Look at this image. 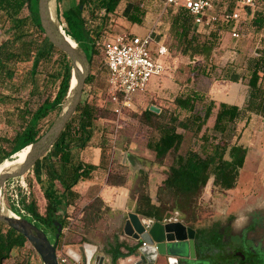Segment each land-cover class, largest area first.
Segmentation results:
<instances>
[{
    "label": "trees",
    "instance_id": "1",
    "mask_svg": "<svg viewBox=\"0 0 264 264\" xmlns=\"http://www.w3.org/2000/svg\"><path fill=\"white\" fill-rule=\"evenodd\" d=\"M63 1L57 0L59 18L67 36L87 53L93 68L96 58H102L104 64V52L98 43L105 37L114 35L106 31L105 26L110 17L121 8L123 0H77L62 10L60 6L62 7ZM165 1L161 15L163 18L160 24L156 25L157 39L168 47L166 35L171 34L175 42L173 48L182 56L192 58L194 61L200 59L209 61L216 49L217 32L224 29L231 35L232 28L220 21L208 28L198 27L186 8L166 7ZM211 1L215 5V14L217 7L222 8V13L225 11L233 13L237 10L236 3L231 1ZM127 4L125 10L128 22L144 25L149 15L148 4L142 0L135 4L131 2ZM261 4L264 6V2L259 1L256 8L246 9L247 16L241 17L240 33L245 22L243 19L251 18V25L258 30L264 28V11L260 10ZM84 9L87 10V16H84ZM93 22L96 23L94 28L90 25ZM8 32L12 34L10 37L3 34ZM0 37H4L0 39V103L10 100V96H15L19 78L18 66L32 63L31 87L26 97L19 101L21 104L16 109L18 130L13 137L4 139L0 145L2 165L35 143L50 129L52 125L44 132L42 124L51 114L55 112L59 114L61 111L70 91L73 67L69 57L54 47L46 37L40 24L39 0H0ZM168 48L171 53L170 47ZM54 54L59 55L56 61L58 68L42 80L40 68L43 64L51 62ZM105 71L107 85L106 67ZM201 71L205 76L209 75L206 67ZM96 81L97 78L93 74L86 85H94ZM263 81L264 52L249 61L247 82L249 91L243 107L228 103H220L217 106L216 103H211V107L207 108L203 116L199 105L204 104L205 96L197 91H191L176 98L178 112L170 114L166 123L161 122L165 115H158V111L154 109H148L143 113L145 120L159 132L158 139L151 140L148 148L155 154L156 163L162 165L169 154H178L181 151L184 142V133L181 131L193 132L199 136L207 124L212 109H217L213 126L214 136L208 134L201 136L204 141L202 152L189 151L184 156L177 155L167 178L158 189L157 203L153 202L149 194H141L136 202V214L161 222L176 213L190 218L192 215L195 216V204L211 179L215 187L225 191L236 187L240 170L246 162L248 149L232 143L233 138L229 136V132L239 121H245L248 125L252 115L264 118ZM6 92H10L9 95ZM85 93L84 91V95ZM95 94L97 95V90ZM101 119H104L101 109L89 99L83 100L60 139L32 169L47 200L45 213L41 214L36 201L31 200L32 192L28 187L30 195L21 194L20 205L32 217H23L20 212L18 216L49 233L56 232V222H60L63 228L70 224L67 213H63L61 207L64 206L65 209L76 207L82 199L76 187L83 181L93 180L97 170L107 169L104 148L101 147L99 166L86 163L81 156L90 146L97 131L96 124ZM153 120L158 121L156 126ZM142 175L145 176L143 188L147 189L148 176L145 172ZM109 185L123 188L125 181L111 182ZM92 208L94 204L85 207V215L88 211L94 210ZM169 211H172V215L166 216ZM2 226L6 227L4 224ZM7 229L8 234L0 233V261L9 258L13 248L23 249L29 243L24 236L13 229ZM62 237L63 235L58 240V245H61ZM122 249H126L128 253H123ZM135 250L136 246L131 247L117 238L115 245L109 250L112 264L130 257Z\"/></svg>",
    "mask_w": 264,
    "mask_h": 264
},
{
    "label": "rangeland",
    "instance_id": "2",
    "mask_svg": "<svg viewBox=\"0 0 264 264\" xmlns=\"http://www.w3.org/2000/svg\"><path fill=\"white\" fill-rule=\"evenodd\" d=\"M77 0H64L62 10L72 5ZM141 0H123L118 12L110 17L105 26L106 31L112 34L121 32H130L139 37H145L154 25H159L163 18L164 0H142L149 6L148 18L144 25H135L128 22L126 18V7L128 2L135 4ZM260 5V10L264 11V6ZM85 10V9H84ZM222 8H216V14L221 16ZM248 10L243 9L241 14L246 17ZM87 16V10L84 11ZM244 25L241 30V38L234 40L230 32L221 29L217 32L216 49L209 61L193 60L192 58L182 56L173 48L175 42L171 34H167L166 43L170 47L172 57L170 59V68L161 78H154L149 90L138 97L131 108L126 109L121 117L112 112L113 105L107 94L106 71L102 58L95 59V66L92 67L91 75L97 78L94 85H86L83 100L89 99L91 103L96 104L101 109V115L104 119L97 122V131L94 139L93 148L89 154L88 161L95 162L101 157V147L104 148L106 170L100 171L99 182L125 181V188L130 190L129 210L125 212L113 211L110 207L108 196H100V186H93L86 196H82L78 205L70 208V212H63L65 207H61L63 213H67L70 229L63 234L61 245L57 247V255L60 258H67L70 264H85V255L80 253L82 259L80 262L72 260L68 256V251L74 250L80 252L83 245L88 244L96 249L95 257L91 264H95L97 257H104V264H112L109 250L115 245L116 239L125 242L130 246L135 242L126 236H123L127 215L136 209L137 199L141 194L150 195L154 203L158 201V189L167 178L170 167L173 165L177 155H186L189 151L201 153L203 139L201 136L208 134L214 136L213 126L215 123L217 109L213 108L209 115L207 124L203 132L197 136L193 132H183L184 142L181 151L178 154L171 153L167 156L164 163H156L155 154L149 150L148 143L158 139L159 132L153 128L143 117V113L148 109H156L158 115H165L161 122L166 123L170 114L176 113L177 107L175 100L177 97L191 91H197L205 96L204 104L199 105L202 115L206 114L207 108L211 103L218 106L223 101L233 99L237 94L239 100H235L240 107H243L248 97V75L249 61L252 58L259 57L264 52V28L258 30L251 25V18L243 19ZM98 23V21H96ZM93 28L96 23L90 24ZM10 37V32L3 33ZM4 39V37H0ZM59 55L54 54L52 61L45 63L40 68L42 80L44 77L54 72L58 68ZM206 67L209 73L205 76L202 69ZM31 69L32 63L18 66L17 91L15 96H10V100L0 103V145L4 139L13 137L18 130L16 118V109L21 104L23 97H26L28 89L31 87ZM89 76V77H90ZM230 79V80H229ZM41 82V80L39 79ZM264 86V81H263ZM97 90V95L95 94ZM10 92H6L9 95ZM230 103V102H229ZM57 112L50 115L42 124L44 132L54 123ZM154 125L158 121L153 120ZM232 143L242 145L248 149V154L244 167L240 170V176L236 187L233 190L225 191L213 185V179L210 180L208 187L204 190L201 197L195 204V216L190 218L180 214V220L186 222H195L198 225L206 221L227 217L230 213H235L247 205H264V118L252 115L250 123L246 125L245 121H239L229 132ZM240 137V139H237ZM99 150H98V149ZM228 158V156L226 157ZM148 176V188L144 189L142 185L145 176ZM30 188L32 192L31 200H35L38 210L41 214L46 211L47 200L43 191L38 185L32 172L18 181V190L22 189L19 185L22 182ZM104 187V186H103ZM26 195V194H25ZM85 198L88 201H85ZM8 207V201L5 199ZM94 204V210L88 211L85 215V207ZM67 211V210H66ZM97 213V214H96ZM172 215V211L167 215ZM175 216V214H173ZM142 217V216H141ZM6 231V227H3ZM53 235V233H50ZM54 243V237L50 236ZM127 253L126 250H122ZM43 264L40 256L30 243L23 249H18L13 253L7 264ZM118 264H127L119 261Z\"/></svg>",
    "mask_w": 264,
    "mask_h": 264
},
{
    "label": "water",
    "instance_id": "3",
    "mask_svg": "<svg viewBox=\"0 0 264 264\" xmlns=\"http://www.w3.org/2000/svg\"><path fill=\"white\" fill-rule=\"evenodd\" d=\"M39 17L46 37L54 47L65 53L71 60L72 82L61 111L50 129L27 147L29 153L23 162L1 171L0 222L24 236L38 253L43 264H59L57 247L63 230L61 223L55 224L56 241L52 244L45 231L7 208L4 196L7 183L28 175L37 162L43 159L60 139L83 101L84 89L92 70L87 53L77 43L73 44L71 38L67 36L59 18L57 0H39ZM125 193L127 195V192ZM125 197L121 198V209H125ZM122 235L131 238L135 242L133 246H136L135 252L130 257L119 260L122 262L127 260V264H181L196 259L195 231L187 228L179 217L165 218L161 222L130 212ZM86 246L89 245H83L77 254L81 261L80 253H84L85 264H91L92 262L87 260L85 254ZM126 252L128 253L127 250ZM104 261V257H97L95 264H104Z\"/></svg>",
    "mask_w": 264,
    "mask_h": 264
},
{
    "label": "built area",
    "instance_id": "4",
    "mask_svg": "<svg viewBox=\"0 0 264 264\" xmlns=\"http://www.w3.org/2000/svg\"><path fill=\"white\" fill-rule=\"evenodd\" d=\"M227 1L236 3L237 10L233 13L225 11L221 16L214 13L215 5L211 0H166L165 6L186 8L194 17L198 27L208 28L217 21L229 25L232 28V38L239 40L242 10L256 8L258 2H264V0ZM156 33L157 26L155 25L145 37L125 31L105 37L98 43L103 49L104 65L108 70L107 94L113 105L112 111L118 117H121L126 109L132 107L135 97L149 89L154 78H161L170 68L171 53L169 48L157 39ZM20 179L14 181L18 183ZM14 181L7 183L10 200L21 211V214L25 215L20 205V195L29 196L30 192L24 181L19 185L22 188L19 190L17 189L18 184H12ZM175 217L178 216L175 214ZM69 229L70 226H66L63 233L66 234ZM68 256L75 261L69 253ZM58 260L59 264H70L67 258L58 256Z\"/></svg>",
    "mask_w": 264,
    "mask_h": 264
},
{
    "label": "flooded vegetation",
    "instance_id": "5",
    "mask_svg": "<svg viewBox=\"0 0 264 264\" xmlns=\"http://www.w3.org/2000/svg\"><path fill=\"white\" fill-rule=\"evenodd\" d=\"M15 183L16 181L12 182V184ZM9 195L10 191L7 184L5 199L8 201L9 209L18 215L21 211L14 206ZM22 216L32 217L26 212ZM182 222L187 228L195 231L196 259L181 264H264V205H256L255 207L247 205L235 213H230L227 217L206 221L202 225L184 220ZM2 224L0 222V233L8 234L9 230L4 231ZM65 228L66 226L61 235L64 234ZM45 233L49 239L50 236H53L56 241V232L53 235H50L52 232ZM17 250L18 248H13L10 257L1 260L0 264H7ZM69 252L72 257L76 253L71 249Z\"/></svg>",
    "mask_w": 264,
    "mask_h": 264
},
{
    "label": "crops",
    "instance_id": "6",
    "mask_svg": "<svg viewBox=\"0 0 264 264\" xmlns=\"http://www.w3.org/2000/svg\"><path fill=\"white\" fill-rule=\"evenodd\" d=\"M152 84V83H151ZM142 95V94H141ZM141 95H138L137 97H135V100L140 97ZM239 95L237 94V96H235L233 99H230L229 101H223V103H228V104H237L235 102V100H239ZM134 100V102H135ZM230 102V103H229ZM153 109V108H152ZM156 110V109H154ZM157 111V110H156ZM96 135V132H95ZM95 136L90 144V146L88 148H86L83 152H82V158L84 159V161L86 163H90V164H94L99 166L100 162H101V157H99L98 159H96L95 162H89L88 161V157L90 152L93 148V142H94ZM98 149V148H97ZM99 150V149H98ZM100 171H102V169L97 170L96 175L94 177L93 180L91 181H83L81 182L77 187L76 190L80 193L81 196H86V194L88 193V191L93 188V186H101L102 189H100V196L99 197H103L104 196H108V200L110 203V207L113 211H121V212H125V210H129V198H130V190L126 189L125 187L121 188V187H114V186H110L107 184V182H99V176L102 175V173H100ZM104 186V187H103ZM127 192V195L126 193ZM126 196V197H125ZM125 197L126 198V202H125V209H121L120 207V203H121V198ZM85 201H88L87 198H85ZM70 208L73 207H69L67 209H65V212H70ZM67 210V211H66ZM135 212V210H134ZM176 216H180L179 213H176ZM90 246V245H89Z\"/></svg>",
    "mask_w": 264,
    "mask_h": 264
},
{
    "label": "bare ground",
    "instance_id": "7",
    "mask_svg": "<svg viewBox=\"0 0 264 264\" xmlns=\"http://www.w3.org/2000/svg\"><path fill=\"white\" fill-rule=\"evenodd\" d=\"M71 41L73 44H75V42L72 39H71ZM73 84H75V80H73ZM28 153H29V148H25L21 152L14 155L12 160L5 161L2 165H0V173L5 168L12 167L13 165H17V164L23 162L25 160V158L27 157ZM0 205H1V201H0ZM95 250L96 249H94L91 246L85 247V254L87 255L88 261L92 262L94 255H95V252H96ZM69 254H70V252H69ZM73 258L75 259L76 262L80 261V256L77 253H75Z\"/></svg>",
    "mask_w": 264,
    "mask_h": 264
}]
</instances>
